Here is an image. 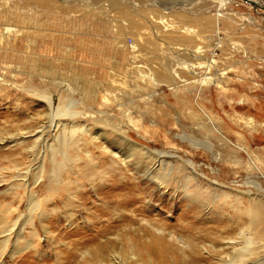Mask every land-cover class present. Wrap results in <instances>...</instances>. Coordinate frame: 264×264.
Instances as JSON below:
<instances>
[{"label":"rangeland","instance_id":"obj_1","mask_svg":"<svg viewBox=\"0 0 264 264\" xmlns=\"http://www.w3.org/2000/svg\"><path fill=\"white\" fill-rule=\"evenodd\" d=\"M7 1L0 0V26L4 27L5 23H9L15 27L34 30L38 34L36 39L40 43L38 48L43 47V50L40 52L37 50L39 54L35 58L21 60L18 55L0 52V61H11L17 68L25 71H31L30 65L34 64L35 70L33 71L36 74L46 76L51 80L47 79L42 82L35 76L34 82L38 90L40 88H45L44 90H48L47 92L59 90L56 86L57 82H69L73 87L74 96H68L69 91L63 88L65 91L62 95L60 94L61 97H64L65 101L69 97L77 100L79 104L76 107L80 112H85V105L90 104L94 108L86 112L99 113L97 94L100 92L110 93L112 89H115L116 91L113 90L115 93L108 94V98L113 101L108 108L109 116L110 118L117 116L116 120L118 121L123 120L121 132L134 142L147 149L161 151L166 155L174 154L180 155L184 159H190L194 164L199 165L198 167L205 172L203 174L209 181L226 183L229 187L240 192L250 191L248 189L250 187L246 185L247 181L256 182L263 190L258 189V192H254L260 194L258 196H264V8L253 6L245 0H116L117 6H114V0H9L10 3ZM13 3L18 5L17 8L11 6ZM258 3L263 4L264 7V0H258ZM57 7L68 8L64 11ZM105 22L108 24L106 28H103ZM172 26L176 30L189 31L193 36L192 43L188 44L186 41H182L180 45H175V43L169 42L168 38L162 42V36H175L180 33L167 31L172 30ZM117 27L122 31L120 33L126 34L124 37L126 45L133 46L135 42L139 43L141 51L136 50V54L140 55H138L135 64L137 67L146 69L145 75L147 76L141 78L142 76L136 75L132 76V79L129 76L127 78L129 79L128 86L113 88L109 85L110 75L113 72L118 73L116 77L119 82H122L126 73L114 66L112 64L114 61L111 62L107 59L129 58L127 49H122L124 52L120 51L119 54L110 52V47L107 48L103 44L108 37L112 36V32L117 33ZM125 27L131 30L129 31ZM154 39L155 42H153ZM144 40L151 41L153 45L147 44L148 41L144 42ZM158 40L159 42H156ZM184 42L185 44H183ZM17 49L20 50L19 47ZM67 52L72 53L73 60L84 61L75 64L76 71L82 73V79L81 74L74 71V68L68 67L64 62L63 57ZM183 62L188 65V69H184V72L181 71ZM131 63L132 60L126 66H131ZM169 68L170 71L172 69V71L178 72L175 71L180 76L178 80L181 83L180 90H173L172 87L160 84L151 76V71L154 69L161 71L162 69L169 70ZM203 76L207 77L208 82L206 81L205 85H200L199 82ZM78 77L80 78L78 79ZM183 81L190 85L185 88ZM24 92L10 90L0 92V139L5 138L10 142L23 135L28 136V145L18 146L15 149L8 148L0 141V173H5L8 179L15 172L13 158L17 157L22 160L20 157L26 156L28 150L43 146V142H39V145L33 143L35 134L40 127L46 126V132L50 133L48 130L49 109L39 98L33 97L29 92H25V95ZM116 93L118 95H115ZM137 102L141 103L139 107L134 105ZM137 111L143 112L141 118L143 122L139 126L127 125L125 115H128L129 112L134 115L137 114ZM82 122L86 123L85 119ZM110 123L115 125V122ZM95 125L91 124L90 126L95 129ZM216 130L223 131V134L217 133ZM81 134L80 131V136ZM50 138L52 139V137ZM236 146L249 148L251 155L249 156L247 151H237L234 148ZM19 163L22 162L19 161ZM80 167L82 168L80 170L86 174L87 170L84 165L81 164ZM209 167H213L214 172L217 171V175L214 172L210 173ZM86 177L90 178L91 176L87 174ZM64 178H68L67 174H64ZM236 181H238V185L233 184ZM64 185L65 180L62 181V186L54 182L51 183L57 193L64 191ZM6 189V182L0 181V208L11 201V197L4 193ZM39 190H41L40 195L45 197L48 187L45 185ZM91 192L90 187L87 190L83 189V194L89 195L91 201L84 205V207H90L88 213L87 211L80 213L77 219V225L79 224L82 229L74 230L73 226L68 227L65 222H61V225L53 229L58 239L63 244L65 243L59 246V249L68 256L62 260L65 264L96 263L95 255L93 256L95 243L93 241H90L91 243L84 242V239H79L81 237L78 235L79 232L87 230V224L84 223L83 217L88 218L91 211L94 212L92 203H99L96 199V194H99V191H96V194ZM155 192L153 189L145 191L147 198L145 200L153 198L149 213L145 209L135 212L134 208H141L142 205L137 203L127 212L133 216L134 220L125 223V225L124 222H116V224H123L134 230L139 226L146 227V223L149 221L161 222L168 229L165 232L168 242L170 233L173 232L177 238L183 236L185 243L190 245V248L184 249L186 245L184 247L175 242L174 247L178 251L180 261L190 260L193 255L191 252L194 250L198 257L200 255L201 258H204L203 264H219V259L226 260L230 256L232 257L234 249L243 246L237 235L241 230L242 221L240 219L239 222H236L238 221L237 214L231 203L223 206L225 210L223 212L220 211L217 203L213 214H207L204 211L205 206L198 207L194 203H187L188 201L183 199V195H180L177 202L173 201L172 207L171 198L168 197L165 198V200H169L168 203L163 205L164 202L158 201L159 196ZM149 193L154 194L153 197H147L150 196ZM208 197L212 199L213 196ZM143 201L144 199H142ZM231 201H234V197ZM259 202H263V200ZM60 203L57 205L60 206ZM53 204H50V209L54 207ZM69 205L72 206L71 203ZM236 207L237 204H235ZM26 208L27 203L23 202L21 211H24L25 214ZM50 209L48 210L50 211ZM183 226L186 232H179V227ZM120 228V226L116 227L114 232L117 230V234L123 233L125 228ZM172 229H177V233ZM40 232L42 235L40 247L42 253L46 254L45 259L44 257L38 259L34 248L24 249V247L15 254L16 256L10 258L9 254L14 249L11 246L10 252L7 251L0 264H61L54 257L55 253L52 252L55 245L51 237L46 236L42 229ZM28 233L29 231L25 236L29 239ZM140 236H145L141 239L146 245H149L150 240L155 242L149 235L142 233ZM185 236L186 238H184ZM119 241H121L120 238ZM154 242L151 243L153 246V248L151 246V250L155 253L158 249L161 255L162 245ZM35 246H38V243H35ZM174 247L173 249H175ZM219 248H223V250L218 252ZM85 253L88 255L85 256ZM147 254L143 249L137 253L139 258L137 257L136 261H132L131 264L133 262L134 264H159L157 259L160 255L156 253L157 256H149ZM171 255L168 254L165 257L167 264H176L170 259ZM123 257L127 258V256ZM141 258L143 261L140 260ZM47 259L49 261H46ZM255 261L245 264H254ZM106 262L109 263L108 259ZM127 264L129 263L127 262Z\"/></svg>","mask_w":264,"mask_h":264},{"label":"bare ground","instance_id":"obj_2","mask_svg":"<svg viewBox=\"0 0 264 264\" xmlns=\"http://www.w3.org/2000/svg\"><path fill=\"white\" fill-rule=\"evenodd\" d=\"M114 1V6H117L116 0ZM245 1H251V5H257L260 8H264L263 4L258 3V0H255L254 2H252L253 0ZM8 2L9 0L7 3ZM11 6L17 8L18 5L13 3ZM57 8L66 11L68 7ZM107 24L108 23L105 22L102 27L106 28ZM125 29L129 30L127 27H125ZM171 29L172 30L167 31L180 33L175 34V36L164 35V37L162 36V42H165L166 38H168V41L175 43V45H180L182 41H186L188 44L192 43L193 36L189 31L176 30L174 26H172ZM116 31L117 33L115 32V34L111 31L112 36L108 37L103 44L107 48L110 47V52L119 53L121 51L122 53L124 52L122 49H127L129 58L121 57L119 58L120 60L117 58L107 59L109 61L111 60V62L114 61L112 64L119 67L120 70H124L126 73L123 77L124 81L122 82H119V79L116 77L118 73L115 74V72H113V74L110 75L111 80L109 81V85L113 88L115 86H128L129 79L127 78L129 76L130 79H132V76L136 75L139 77L142 76L141 78L147 76L145 75L147 72L146 69H143L140 66L137 67L135 64L138 60V55H140L136 54V50H139V52L141 51L139 43L135 42L133 46L126 45L124 38L126 34L120 33L121 30L119 27H117ZM36 35L38 34H36L34 30H26L22 27H15L9 23H5L4 27L0 26V52L18 55L20 60L35 58V56L43 50V47L38 48L40 43H38ZM145 41L148 40H144V42ZM153 42H155V39ZM156 42H159V40ZM146 43L153 45L151 41ZM183 44H185V42ZM18 47L20 50L17 49ZM71 55V52H67L63 59L68 67H71L72 69L74 68L73 70L76 71L77 68L75 67V64L84 61L73 60ZM131 60V66H126ZM89 63L91 64L92 62ZM185 64L186 63L183 62V66L181 65L182 72H184V69H188V65ZM30 68L32 69L31 71H25L21 68H17L11 61H0V92L5 90L14 92L25 91L26 93L29 92L32 94L33 97L39 98L40 101H43L44 105L47 106L46 108L49 109L48 130L50 131V133L46 132V126L40 127L35 134L33 143L39 145V142H43V146L41 145L38 148H32L30 151L28 150L26 156L20 157L22 160H19L17 157L12 159V161L15 162V172L12 176L10 175L11 178L8 179L6 178L5 173H0V181L6 182L7 185V189L4 193L11 197V201L4 205L5 207L2 206L0 208V261L2 257L7 254V251H9L11 246H13L14 249L9 254L10 258H13L14 255L24 247V249L34 248L37 255L36 257L38 259L44 257L45 259L46 254L45 252L42 253V248L40 247V241L42 239L40 229H42L46 236L51 237V240L55 245H53L54 250H51L55 253L54 257L59 260L61 264H65L62 260L68 258V256L59 249V246L64 245L65 243L63 244V242L58 239L57 234L53 232V229L61 225V222H65L68 227L73 226L72 229L74 228V230L82 229L79 227V224L77 225V219L78 216H80V213L86 211L88 213L90 207L87 208L84 207V205H87L91 201V197L89 195L86 196L87 194H83V189L87 190V188L90 187L91 191L95 194L96 191H99V194H96V199L99 203H92L95 209L94 212L91 211L88 218L83 217L84 223L87 224V227L85 226L87 230H84V232L78 231V235L81 237L79 239H84V242L93 241V243H95V253L93 254V256L95 255V264H127V262L131 264L132 261H136L137 257L139 258L137 253L143 249L144 252L146 251L149 254V256H157L156 253L160 255L158 249H156L155 253L151 250V243L154 242L153 240H150L149 245L142 242L143 239L141 238H145V236H140L142 233L151 236V238L155 240L154 243L162 245L161 255L158 256L157 259L159 264H167L165 257L168 254H172L170 259L173 263L176 262V264H203L202 262L204 258H201L199 254L198 257L194 250H191L193 255L190 260L184 259L183 261H180L178 251L174 247L175 242L183 246L186 245V247L184 246V249L190 248V245L185 243L182 238L183 236L177 238L173 232L170 233V240L168 242L166 239L167 236L165 235V232L168 231V229L159 221L154 223L149 221L146 223V227L139 226L134 230L124 226L125 223H130L134 220L133 216H130L127 213L129 212V209L133 208L132 206L134 204H142L140 206L141 208H134L135 212L144 211L145 209L149 213V208L152 207L151 205L153 201V198L145 200L147 199L145 191H148L149 189H153L158 193V201L161 203L163 201V205L169 201L165 200L166 197L171 198L170 204L172 207L173 203L180 199V195H183V199L188 201L187 203H194L198 205V207L205 206L204 211L207 214H213L217 203L222 212L224 210L223 206L231 203V206L234 207V211H236L237 214V216H235L238 221H235L239 222L240 219L242 221L241 230L240 232L238 231L239 233L237 235L240 237L242 241L241 245L243 246L239 249L235 248L232 257L230 256V258H227L226 260L219 259V264H245L247 262H254L256 258L258 259H256L254 264H264V196H258L260 194L254 192H258V189H262L258 183L247 181L246 185L250 188L253 187L256 190L248 188L250 191L244 193L237 191L233 187H229L226 183L216 182L215 180L209 181L203 174L205 172L201 171L200 167H198L199 165L194 164L190 159H184L180 155H166L158 150H150V148L147 149L145 146L137 144L129 136L122 133L123 120H116L118 119L117 116L110 118L108 113V108L111 106V102H113L108 98V94L111 92L115 93L113 92L115 89H112L110 93L100 92L97 94L96 101L99 103L100 108L97 109L100 111V114L96 112L87 113L86 111H90L94 108V106L90 104L85 105V112H80L76 107L79 104L77 100L69 97L68 99L66 98L67 100L65 101L64 97H61L65 89L69 91L67 93L69 94L68 96H74L73 87L69 82H57L58 84H56V86L59 90H52L50 92L44 90L45 88H40L38 90L34 82L36 78L35 76H37L42 82H45L47 79L50 80V78L36 74L35 71H33L35 70L34 64L30 65ZM175 71H172V69L170 71V68L169 70L162 69L161 71L154 69L151 71V76H153L154 80L160 84L172 87L173 90H180L181 86L179 85H181V83L178 81L180 76L177 75L176 73L178 72L176 71L175 73ZM76 72L79 73L78 70ZM79 74L82 76V73ZM79 78L80 77H78V79ZM82 78L83 76L81 79ZM206 81L207 77L203 76V78L200 79L199 84L205 85L208 82ZM183 82L185 83V88L190 85L185 81ZM25 84L27 85L24 86ZM115 95L118 94L116 93ZM134 105L139 107L141 103L137 102ZM136 113L138 115H133L132 112L125 115V122L127 125L139 126L143 122L141 119L143 117V112L137 111ZM84 119L86 123L82 122ZM80 120L82 121L80 122ZM89 122L93 124V126L96 124L95 129H92L93 127L90 126L91 124ZM110 122H115V125ZM80 131L82 133L81 136ZM216 132L223 134V131L220 130H216ZM50 137H52V139ZM27 140L28 136L26 135L20 136L18 139H13L10 142L5 138L0 139L5 146L11 149H15L18 146L24 147L25 144H27ZM234 148L240 152L242 150L247 151L249 156L251 155V150H249V148L244 146H236ZM19 161L22 163H19ZM48 164L50 166L49 169ZM81 164L86 168V174L83 170H80L82 169L80 167ZM208 170L210 173L214 172L213 167H209ZM216 172L217 171L214 172L215 175H217ZM64 174H67L69 179L64 178ZM87 174L91 177L87 178ZM63 180H65V189L62 193H57V191L52 188L51 183L54 182L62 186ZM233 184L238 185V181L233 182ZM45 185L48 187V192L46 191L47 195L44 197L43 195H40L41 190L39 189L42 186L45 187ZM171 193L172 195H170ZM153 195L154 194H150V196L148 195L147 197L150 198L153 197ZM210 195L213 196L212 199H209L208 196ZM242 196L245 197L242 198ZM232 197H234V201H231ZM142 199H144L143 202ZM260 200H263V202H259ZM23 202L27 203L26 214L23 213L24 211H21V204ZM59 202H61L59 204L60 206L57 205ZM70 203L72 206L69 205ZM50 204H53L54 206H52L53 208L51 209ZM235 204H237L236 208ZM55 205H57V208H55ZM93 207L91 206V209H93ZM77 208L78 210H76ZM48 209H50V211ZM134 215L136 216L137 214ZM116 222H124V225H118ZM118 226L125 228L123 229V233H121L122 235L117 234V230L114 232L115 228ZM179 228V232H186L184 226ZM172 230L177 233V229ZM28 231V234L30 235L29 239L25 236ZM119 238L121 241H119ZM184 238H186V236ZM45 239L49 240L48 238ZM35 243H38V246H35ZM117 246L118 249H116ZM173 247L175 249H173ZM204 249L206 251V248ZM222 250L223 248L217 249L218 252ZM106 253H108V255H106ZM87 255L88 254L85 253V256ZM147 255L146 257H148ZM49 256H51V254H49ZM123 256H127V258H124ZM142 258L140 259L141 261H143ZM106 259H108L109 263L106 262ZM46 261L49 260L47 259ZM132 264H134V262Z\"/></svg>","mask_w":264,"mask_h":264},{"label":"water","instance_id":"obj_3","mask_svg":"<svg viewBox=\"0 0 264 264\" xmlns=\"http://www.w3.org/2000/svg\"><path fill=\"white\" fill-rule=\"evenodd\" d=\"M248 3H250V1H248Z\"/></svg>","mask_w":264,"mask_h":264}]
</instances>
